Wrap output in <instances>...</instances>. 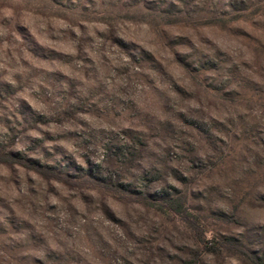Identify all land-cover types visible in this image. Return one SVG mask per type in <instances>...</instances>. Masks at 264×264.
I'll use <instances>...</instances> for the list:
<instances>
[{"label":"rangeland","instance_id":"1","mask_svg":"<svg viewBox=\"0 0 264 264\" xmlns=\"http://www.w3.org/2000/svg\"><path fill=\"white\" fill-rule=\"evenodd\" d=\"M228 238L264 258V0H0V264H254Z\"/></svg>","mask_w":264,"mask_h":264},{"label":"trees","instance_id":"2","mask_svg":"<svg viewBox=\"0 0 264 264\" xmlns=\"http://www.w3.org/2000/svg\"><path fill=\"white\" fill-rule=\"evenodd\" d=\"M144 198H145V201L147 200L146 202H148L152 206L155 204L154 201H156V199L151 198V196L146 195L144 196ZM156 202H157L156 204L159 209L165 208V209L172 210L174 212H179L181 208V203L179 202L178 199H175V198L165 197V198H161L160 201H156ZM226 243H231L233 246L240 248V250L244 252V254L247 255V257L254 262V264H264V258L253 256L251 252H249L248 249H245L244 247H242V245L237 243L234 238L226 239Z\"/></svg>","mask_w":264,"mask_h":264}]
</instances>
